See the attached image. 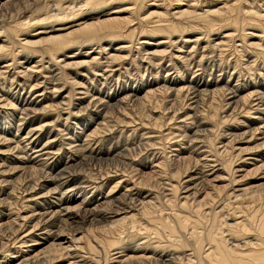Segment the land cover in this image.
<instances>
[{
    "label": "bare ground",
    "instance_id": "obj_1",
    "mask_svg": "<svg viewBox=\"0 0 264 264\" xmlns=\"http://www.w3.org/2000/svg\"><path fill=\"white\" fill-rule=\"evenodd\" d=\"M0 264H264V0H0Z\"/></svg>",
    "mask_w": 264,
    "mask_h": 264
}]
</instances>
